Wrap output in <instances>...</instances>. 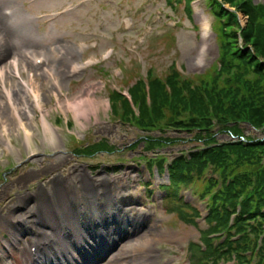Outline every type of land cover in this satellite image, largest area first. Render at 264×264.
Instances as JSON below:
<instances>
[{"label": "rangeland", "instance_id": "rangeland-1", "mask_svg": "<svg viewBox=\"0 0 264 264\" xmlns=\"http://www.w3.org/2000/svg\"><path fill=\"white\" fill-rule=\"evenodd\" d=\"M202 1L193 5L191 16H187L181 3L172 12L164 6L163 0H0V30L14 45V49L0 61V67L10 68L9 61L12 57L17 58L19 64L27 65L36 75L33 85L40 90L44 109L48 114L46 118L53 126L60 128L54 127L59 137L57 145L45 141L40 144L42 133L37 126H33V142L30 148H25L22 132L16 129L15 120L8 121L12 143L8 157L3 156L4 145L0 141V233L2 226L6 225L2 219H7L6 207L15 208L20 198L34 194L37 190L40 198L52 203L53 198L50 200L48 195L52 185L57 177H65L69 173L75 179H79V175H88L100 184L105 179V183H111V198L122 196L128 199L129 205L125 209L129 207L128 210L134 215L145 210L144 206L137 203L138 200H142L144 205L150 203L138 198L143 197V193L147 191L142 189L147 187L157 191L156 186L168 185L167 175L159 173L155 167H148L147 160L145 163L143 160L158 152H164L171 160L174 153L180 149H188L190 145L176 143L178 145L152 153L144 152L143 144H139L137 148L134 147L136 149L131 150V143L136 140L138 132L129 125L120 124L118 116L110 111L108 98L112 89L118 87L117 89L127 91L139 77L145 79L148 70L154 76L164 79L170 74L171 65L178 62L180 73L192 78V75L203 74L217 64L215 24ZM253 1L264 3V0ZM158 9L161 10L160 15ZM58 10L65 12L53 16V12ZM10 12V15H5ZM43 15L45 16L42 17ZM202 20L209 24L205 35L201 27ZM241 21L244 24L245 19L241 17ZM0 39L4 40V37L0 36ZM93 46L95 51L91 49ZM80 50L85 51V58L83 53L82 59L79 57ZM1 51L0 44V54ZM40 55L47 59L46 65L34 66L33 57ZM86 59H93V64L80 68L71 75L70 65H82ZM45 68L56 79L61 93L51 77L43 74ZM120 73L124 77L121 78ZM22 79H27L26 73H22ZM4 82L11 90L22 89V80L14 78L12 74L6 75ZM54 92L58 93V100ZM86 93L94 100L97 109L95 114H86L89 118L80 116L85 125V129H81L73 113L67 110V104L73 108L76 106L77 97ZM0 99H4L1 88ZM58 103L65 112L60 110ZM18 104L22 108L28 106L35 118L39 116L33 111L29 99L25 105L20 102ZM5 108L8 110L6 106ZM6 114L9 116V113ZM0 140H3L1 136ZM101 140L114 148H109L110 152L93 156H80L75 153ZM109 165L117 168H110ZM53 175L54 183L47 185ZM70 178L67 176L65 180ZM143 181L151 184H140ZM60 184L65 186L61 181ZM186 190L189 189H183L180 194L204 215L205 206L189 196ZM151 192H148V196ZM159 193L162 199L163 192L160 189ZM96 198L101 200L97 195ZM79 201L85 202L83 199ZM75 207L78 211V207ZM99 211L104 215V208ZM183 211L190 212L187 209ZM26 214V211L18 212L15 221H19L17 216ZM153 214L149 222L154 224L153 220L157 221L154 224L156 230L162 234H175L177 238L156 242L150 247L152 252L141 257L149 256L150 262L155 264H188L187 244L198 242V231L205 229L203 220L194 227L180 219L177 214L168 213L161 200ZM127 221L130 226L120 230L121 235L123 232H132L136 227L132 220ZM141 224L144 228L148 227L145 220ZM113 232L114 230H107L104 233L111 235ZM24 239L29 241L28 236H24L22 242ZM87 239L88 237L83 241ZM112 239H118V235L113 234L108 245H112ZM6 240L9 242L8 237ZM73 241L74 238H68L67 246L71 247ZM126 242L121 243L113 254L121 251ZM11 246L16 252L22 245ZM129 261L127 256H118L115 260L110 256L99 264H126Z\"/></svg>", "mask_w": 264, "mask_h": 264}, {"label": "trees", "instance_id": "trees-1", "mask_svg": "<svg viewBox=\"0 0 264 264\" xmlns=\"http://www.w3.org/2000/svg\"><path fill=\"white\" fill-rule=\"evenodd\" d=\"M225 2L247 16L243 29L236 14L222 7ZM236 3L207 0L213 16L222 23L217 26L219 65L211 72L190 79L173 69L164 79L153 78L150 106L145 103L144 84L138 80L130 90L133 103L138 104L137 118L120 94L109 95L112 110L117 111L122 101L123 115L132 116L136 129L144 133L139 142L145 143L146 150L173 144L177 139L164 136L170 129L193 133L189 140L205 147L190 158H178L168 170L169 188L202 181L199 198L209 196L208 228L201 233L205 251L196 264H250L254 256L257 264H264V5L255 6L250 0ZM240 30L243 48L236 36ZM247 128L261 136L247 135ZM226 133L236 140L219 142L218 137ZM175 209L184 215L180 207ZM231 215L235 216L230 225ZM216 233L226 236L214 247L208 237ZM233 236L237 239L231 241Z\"/></svg>", "mask_w": 264, "mask_h": 264}, {"label": "bare ground", "instance_id": "bare-ground-1", "mask_svg": "<svg viewBox=\"0 0 264 264\" xmlns=\"http://www.w3.org/2000/svg\"><path fill=\"white\" fill-rule=\"evenodd\" d=\"M208 24L207 22L202 23V30L204 32L207 31ZM0 36L4 37L3 39H0V44L2 47V58L4 59V53H9L14 49V45L12 42L9 40L8 36L5 38L4 33L0 30ZM36 58H33L32 61L34 62ZM10 66L12 67L14 73L18 71V63L15 66V62H13V59L9 61ZM28 68V67H27ZM22 70H26L25 67L21 68ZM27 71V70H26ZM30 71V70H29ZM4 72H8V69H3L1 67L0 70V78L1 81L4 77ZM47 77L51 76V73L47 70L44 69V73ZM29 76L30 81L29 82H22V89H7L4 84L1 83V90L3 92V95L5 96V99H0V136L2 135H8L10 131V124L8 121H11V119L15 122V127L18 131L22 132L23 140H24V146L25 148H30L32 142H33V137H34V132H33V126H37L40 124L41 130H38L42 133V142H47L50 144H55L57 145L59 142V137L56 132V130L50 125V123L47 121L45 115L47 112H45L43 106L41 105L42 99H41V93L40 90L36 87H34V74L30 72ZM53 84L58 88L60 91L59 85L56 83V79L53 77ZM55 98L58 100V93L54 92ZM29 98L33 99V102L36 103V106H33L34 109H37L39 112V117L34 120V113L29 109L28 106L25 107H20L18 103L26 104ZM94 100H92L89 95L86 93L84 95H80L77 97L76 106L74 108H68L72 113L73 116L76 118L78 121V124L81 125L80 121V116L84 118H89L88 114L89 112L94 113L97 109V105L95 106ZM18 102V103H17ZM60 102V101H57ZM5 106L8 108L6 110ZM59 106V103H58ZM63 111L64 109L59 106ZM9 113L7 116L6 112ZM7 118V119H6ZM12 123V122H10ZM3 137V136H2ZM3 142L4 147L7 150H10L11 148V142L9 139L7 140H0ZM10 146V148H9ZM69 176L72 179H75V177L71 174ZM77 178L82 179L81 185L82 188L86 191L87 197L85 198L86 202L85 203H80L82 205V208H88L91 209L92 211L101 209L106 207L108 205H111V201L115 202V198L111 199V190L108 188L107 184H104L105 188V195H104V200L105 203L99 204L95 201L93 194L90 193L89 191V183H87V180L85 179V175H79ZM61 177L59 176L55 180L54 186V195L55 199L57 200L56 205L58 206L59 204V212L56 213L57 218L59 215L62 213L60 208H63L67 211L69 214V218L71 220V227L68 230V228L65 226L64 222L58 218V222L56 221L55 215H54V210L51 208L50 203L48 201H43L41 204L42 206V211L38 212L36 207L38 205H30V208L28 210H24L27 212L28 217L34 221V218H36V221L34 223H37L38 226H42L39 228H47V231L51 230H56L55 231V240L56 243L48 247L46 249H43L42 251H38V254L35 258H33V255L31 252H26L24 254L25 259L24 261H19L18 259H15V261L12 264H81V262L86 258L88 259L90 257L91 259V254H95L96 250L98 249V244L99 245H104L105 242H108L110 239L107 237L105 234L104 237L100 238L99 233L97 231L92 232L91 238L89 237L87 239V242L82 240V245L86 246V250L83 251V246L82 245H75L72 243L71 247L67 246L68 238H76L83 236L85 234V231L90 230L94 228V226L91 224L89 217L87 213H85V216H81L80 211H75L71 208L66 207V201H67V195L64 194V191L62 192V185L60 184ZM111 196V197H110ZM29 202V197H24L19 200V206L22 208ZM114 205V204H113ZM80 208V207H79ZM33 212V214H32ZM105 212V211H104ZM109 213V210H108ZM92 214V213H91ZM44 215V216H43ZM63 214H61L62 218ZM131 213H126L122 214V217H128L129 221L132 220L136 227L132 230V233L125 234L124 232L122 235H119V239H116L113 245L117 246L118 248L120 247V244L127 241V244H124L121 248V251H118L116 254H111L109 253L107 256H111V259H116L118 256H127L130 261L126 264H150L146 263L145 260L141 259V256L143 254H149L150 253V247L155 244L156 242H159L163 239H176L177 236L175 234H162L159 233L155 226H148L147 228H144V226L141 224V221L137 220L136 222L134 219L131 217ZM13 218V217H12ZM52 219V220H51ZM120 222L118 223L117 229L120 230H125L126 228L130 226V224H127L123 219L119 218ZM111 219L108 217L106 219L100 220L102 224H111L110 223ZM126 223V225H125ZM15 227L12 226L10 230L8 231V234L12 240L13 243L18 244L22 238V236L26 233L24 231V228L19 226L18 223H14ZM93 227H92V226ZM86 229V230H85ZM39 238L38 240H43L46 236L41 235L38 232ZM126 236H128L126 239ZM78 237V238H79ZM76 239L77 242H79V239ZM98 239V241H97ZM63 241V244L60 245ZM66 242V245H65ZM67 246V247H66ZM83 251V252H82ZM115 251V250H113ZM81 255V256H79ZM38 259L37 263H34L35 260ZM90 260H87L86 262H89Z\"/></svg>", "mask_w": 264, "mask_h": 264}]
</instances>
